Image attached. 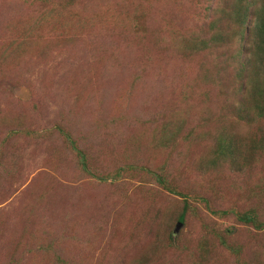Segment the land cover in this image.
I'll use <instances>...</instances> for the list:
<instances>
[{
  "label": "rangeland",
  "instance_id": "rangeland-1",
  "mask_svg": "<svg viewBox=\"0 0 264 264\" xmlns=\"http://www.w3.org/2000/svg\"><path fill=\"white\" fill-rule=\"evenodd\" d=\"M0 264H264L261 0H0Z\"/></svg>",
  "mask_w": 264,
  "mask_h": 264
},
{
  "label": "trees",
  "instance_id": "trees-1",
  "mask_svg": "<svg viewBox=\"0 0 264 264\" xmlns=\"http://www.w3.org/2000/svg\"><path fill=\"white\" fill-rule=\"evenodd\" d=\"M261 2L264 4V0H261ZM81 155V154H80ZM241 218H243V220H246V221H250L253 219V216L252 215H248V216H242ZM177 220L178 221H181L182 220V214H180L178 217H177Z\"/></svg>",
  "mask_w": 264,
  "mask_h": 264
},
{
  "label": "water",
  "instance_id": "water-1",
  "mask_svg": "<svg viewBox=\"0 0 264 264\" xmlns=\"http://www.w3.org/2000/svg\"><path fill=\"white\" fill-rule=\"evenodd\" d=\"M179 225H180V221H177L176 225H175V228H174V231H176L178 229Z\"/></svg>",
  "mask_w": 264,
  "mask_h": 264
}]
</instances>
